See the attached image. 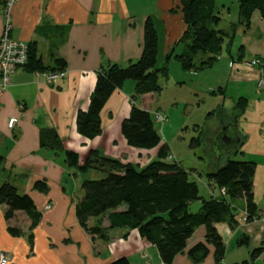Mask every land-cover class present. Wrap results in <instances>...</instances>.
Instances as JSON below:
<instances>
[{"label": "crops", "instance_id": "obj_1", "mask_svg": "<svg viewBox=\"0 0 264 264\" xmlns=\"http://www.w3.org/2000/svg\"><path fill=\"white\" fill-rule=\"evenodd\" d=\"M6 1L0 0V35L9 23L10 37L34 44L47 71L56 67V59L66 63L65 76L51 83L39 70L20 67L0 95V183L6 180L20 193L30 195L41 213L38 223L29 229V218L18 212L11 225L21 228V232L13 235L7 230L5 206L0 204V253L8 255L7 264H106L119 256H127L133 264H164L157 257L155 245L142 238L137 229L110 228L108 219H104L101 225L109 227L104 237L91 239L87 235L75 215V204L83 192L80 184L85 178L79 175L82 171L69 167L64 157L65 150L76 151L81 164L91 149H97L122 162H134L131 146L120 131L121 120L130 110L125 102L132 103L134 80H126L106 101L100 113V135L92 139L82 136L76 115L79 109L87 108L100 68L108 63L126 65L140 56L147 20L157 32L156 66H167L166 76L159 77L161 88L160 78L165 88H189L190 99L198 107L202 106L205 89L216 100L212 110L220 108L227 115L239 97L245 98V106L236 112L235 120L220 121L216 133L229 123L240 139L230 153L256 159L253 195L257 216L246 221L244 199L228 198L235 222H220L216 227L226 245L225 257L230 250L227 245L233 241L237 247L250 242L264 246V76L258 84L264 68V19L258 9L251 12L249 26L234 27L232 39H224L222 52L211 65L186 70L176 56L184 52L189 41L184 39L187 26L180 0H17L10 6ZM214 1L220 18L216 28L230 32V25L238 22L237 0ZM202 57L198 55L196 62ZM256 57L261 63L249 65ZM160 92L141 95L134 103L140 99L141 104L136 105L150 111L152 100ZM179 97H174L176 103L182 102ZM228 102L230 111L226 108ZM10 117L18 119L12 128L7 126ZM154 123L160 122L155 119ZM48 130L60 142L57 148L42 143V133ZM198 133L203 135V131ZM37 180L44 181L47 190H37ZM205 184L209 196L226 197L224 188L212 180L207 179ZM97 220L92 218L89 223ZM204 235L205 227L199 225L172 264H213L210 245L208 255L199 263L191 262L186 255L189 247L204 240ZM243 236L246 241H240ZM248 259L234 264H244ZM263 259L264 251L252 263L262 264Z\"/></svg>", "mask_w": 264, "mask_h": 264}, {"label": "trees", "instance_id": "obj_2", "mask_svg": "<svg viewBox=\"0 0 264 264\" xmlns=\"http://www.w3.org/2000/svg\"><path fill=\"white\" fill-rule=\"evenodd\" d=\"M236 2L238 22L231 24V31L227 32L216 28L220 18L216 14L214 0H180L183 20L187 26L184 39L189 40L184 52L176 55L183 69H199L211 65L221 54L224 39H232L234 27L237 24L249 26L250 14L254 9H258L264 19V0ZM198 55L204 56L199 63L195 60ZM156 57L157 32L152 22L147 20L144 24L140 56L126 65L108 63L97 71L88 106L85 110H78L76 126L78 132L86 138L92 139L100 135V113L106 101L126 80H134L132 103L128 115L121 120L120 131L127 145L131 147L151 149L158 146L159 159L138 166L91 149L80 164L76 151L65 150V162L69 167L78 171L92 168L103 173L100 178H85L81 181L83 192L75 204V215L79 225L91 239L104 237L105 229L109 227L137 229L142 238L155 245L164 264H172L174 258L186 249L187 241L195 229L203 225L204 240L189 247L186 251L187 257L193 263L203 261L209 253L210 245L213 264H223L226 245L216 224L227 221L231 225L235 222L228 198L244 199L246 221L257 216L253 195L256 162L251 159L228 157L224 164L207 171V179L225 190L226 197L216 198L200 195L198 183L190 178V171L176 161L165 160L169 155V146L162 142L152 114L134 103L141 95L161 90L159 77L166 76L167 66L164 64L157 67ZM65 64L63 59H56V67L49 71L64 70ZM24 66L30 70L47 71L36 54L34 44H28V59ZM244 106L245 98L239 97L232 113L228 114L230 116L220 108L212 110L209 116L217 114L221 122H233L236 112H241ZM41 141L53 148L60 144L51 130L42 133ZM200 142V135L192 137L190 147L198 146ZM34 187L39 191L47 190V185L42 180L35 181ZM195 200L200 201V207L197 211H191L190 203ZM0 204L5 206L4 219L7 222V230L13 235L21 232V228L11 225V220L18 212L26 214L29 218V229L40 219L41 213L36 209L31 196L20 193L15 185L6 180L0 183ZM120 207L122 208L119 209ZM105 215L109 221L107 228L103 227L100 221ZM92 218L98 219L97 222L90 224L89 220ZM245 239L243 236L240 241ZM263 251V245L251 249L250 259L245 260L244 264L258 258ZM106 264L133 263L127 256H119Z\"/></svg>", "mask_w": 264, "mask_h": 264}, {"label": "rangeland", "instance_id": "obj_3", "mask_svg": "<svg viewBox=\"0 0 264 264\" xmlns=\"http://www.w3.org/2000/svg\"><path fill=\"white\" fill-rule=\"evenodd\" d=\"M263 76L264 73L261 69V79ZM160 82L163 88H161V92L158 93L159 98H157L158 94H156V98L152 100L150 113L152 114L154 121L156 114L163 116L158 119L157 122H160L159 124H154L164 140V143L169 146V155L165 160L170 162L176 161L181 167L190 171V178L197 181L200 194L208 197L209 193L205 184V181H207L206 172L212 169L216 164H224L228 157L237 159L244 158L240 157L241 154L233 155L228 152L226 146L217 147V150H215L216 148L213 142L217 134L216 128L220 124L221 120L217 114L210 116L206 115V113L212 110L215 106L214 104L216 103V100L213 96L206 93L204 89V93L201 96L203 103L201 107H198L196 101L190 99L191 96L189 88L186 87L181 90H177V88H165L161 78ZM176 96H180L179 98L182 100L181 103H176L174 101V97ZM141 102L142 100L140 101V99H138L136 104H141ZM125 103L126 107H128V105L131 106L129 101H126ZM230 107L231 104L229 102L226 103L227 111H230ZM112 118H114V116ZM225 125H223L222 128ZM161 127H163V129ZM196 127L199 129L198 131L195 130ZM199 131H203V135L198 133ZM199 134H201L200 145L190 147L191 138L196 137ZM129 149H131L130 152L133 151V153H130L129 151L128 153H130V156L134 158V162L132 159H130V161L135 165H137L135 160L139 163L142 161L144 163L141 164L145 165L152 160L159 159L158 146L151 149L134 147H130ZM251 160L256 162L255 158H251ZM79 175L84 178L97 179L103 176V173L98 170L88 168L82 171ZM214 187L217 191V186ZM198 206L199 201L195 200L190 203L189 208L191 211H196ZM261 206L262 205H260V207ZM104 219H107V215L101 217L100 221H104ZM227 246L228 248L230 247V250L228 251V254H226L224 264H234V262H241L242 260L248 258L250 259L249 251L258 246V243L250 242L247 245L237 247L233 241V243H229ZM152 262L154 263V259ZM250 262L253 264L252 261Z\"/></svg>", "mask_w": 264, "mask_h": 264}, {"label": "built area", "instance_id": "obj_4", "mask_svg": "<svg viewBox=\"0 0 264 264\" xmlns=\"http://www.w3.org/2000/svg\"><path fill=\"white\" fill-rule=\"evenodd\" d=\"M17 0H7L6 6L12 5ZM10 24L7 23L0 35V95H2L12 82V78L16 70L23 67L28 59V44L19 39H13L9 35ZM260 59L253 58L249 61V65H259ZM264 73V68H261ZM45 80L49 83L57 78L65 76L64 70L44 71L42 72ZM258 84H262L259 79ZM160 114H156V121L162 118ZM17 117H10L7 126L12 128L17 121ZM8 255L4 252L0 253V264H7Z\"/></svg>", "mask_w": 264, "mask_h": 264}, {"label": "water", "instance_id": "obj_5", "mask_svg": "<svg viewBox=\"0 0 264 264\" xmlns=\"http://www.w3.org/2000/svg\"><path fill=\"white\" fill-rule=\"evenodd\" d=\"M239 141L240 139L237 132L229 123H226L223 128L221 127V129L218 130L213 143L216 148L215 150H217V147L226 146L227 151L231 152L236 148Z\"/></svg>", "mask_w": 264, "mask_h": 264}]
</instances>
